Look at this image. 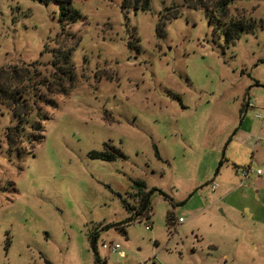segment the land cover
<instances>
[{
    "label": "rangeland",
    "instance_id": "1",
    "mask_svg": "<svg viewBox=\"0 0 264 264\" xmlns=\"http://www.w3.org/2000/svg\"><path fill=\"white\" fill-rule=\"evenodd\" d=\"M69 6L78 16L53 2L0 0V67L39 61L48 75L51 51L63 48L74 75L43 108L32 154L8 153L15 121L0 115V264H95L90 233L105 264H264V0L233 1L231 16L263 27L228 47L205 11L181 0H150L146 11L120 0ZM174 6L179 15L159 32ZM104 143L125 157L89 158ZM136 180L156 190L149 216L106 228L135 214Z\"/></svg>",
    "mask_w": 264,
    "mask_h": 264
},
{
    "label": "trees",
    "instance_id": "2",
    "mask_svg": "<svg viewBox=\"0 0 264 264\" xmlns=\"http://www.w3.org/2000/svg\"><path fill=\"white\" fill-rule=\"evenodd\" d=\"M41 3L53 2L60 6L62 15L65 12L78 16V13L69 6L71 0H36ZM234 0H181L183 6L192 10H204L208 16V23L215 35L223 36V46L239 39L242 33H254L263 27L261 20L256 21L251 16H231L230 5ZM122 10L133 9L149 10L150 0H120ZM179 15L176 6L166 9L160 15L157 28L159 32L163 29L165 21L174 19ZM52 60L50 63L51 72L46 75L45 70L38 68L39 61L28 64L12 65L11 67H0V115L10 114L14 119V124L6 128L4 138L8 153L21 154L33 153L36 144L43 140L44 123L48 120L47 111L44 107H54L56 105L53 97L57 94H67L74 84L73 66L70 65V51L57 48L51 51ZM263 60L260 59V62ZM247 107V101L239 109V124L243 113ZM238 124V126H239ZM236 130V129H235ZM155 155L159 158L158 150L153 145ZM91 159L103 161H113L116 158L123 159L125 156L119 150L108 143L103 144L102 151H91L88 154ZM132 189L135 190V197L139 202L134 215H130L125 221L111 226L121 227L123 224L134 221L139 216L148 217L149 197L156 190L146 191L142 181L132 182ZM124 207L131 210L127 202L121 200ZM170 224L172 216L167 217ZM97 235H88L89 248L95 264H105L101 261L96 248ZM45 264H48L47 262Z\"/></svg>",
    "mask_w": 264,
    "mask_h": 264
},
{
    "label": "built area",
    "instance_id": "3",
    "mask_svg": "<svg viewBox=\"0 0 264 264\" xmlns=\"http://www.w3.org/2000/svg\"><path fill=\"white\" fill-rule=\"evenodd\" d=\"M254 106V104H253V102H250L249 100H247V108H251V107H253ZM256 117L257 118H261V116L258 114V115H256ZM263 119H264V117H263ZM239 173H240V176L243 178V179H247L250 175H251V173H252V170H251V168L249 167V168H246V169H242L241 171H239ZM256 175H259L261 172L259 171V170H257V171H255L254 172ZM217 187V184H212L211 185V189L212 190H214L215 188ZM150 224H147V225H145V228L148 230V229H150ZM101 248L103 249V250H105V251H107V252H109V253H116L117 252V250L120 248V246H119V244H117V243H102L101 244Z\"/></svg>",
    "mask_w": 264,
    "mask_h": 264
},
{
    "label": "crops",
    "instance_id": "4",
    "mask_svg": "<svg viewBox=\"0 0 264 264\" xmlns=\"http://www.w3.org/2000/svg\"><path fill=\"white\" fill-rule=\"evenodd\" d=\"M247 111H249V108L246 107V109H245V111H244V114H245ZM241 120H242L241 123H240V124L238 123V124H239V126H241L240 128H243V129H244L243 126H244V123L247 122V118H245V116H243ZM158 154H159V153H158Z\"/></svg>",
    "mask_w": 264,
    "mask_h": 264
}]
</instances>
